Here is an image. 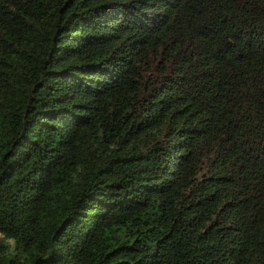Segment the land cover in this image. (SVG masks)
Returning <instances> with one entry per match:
<instances>
[{
  "label": "trees",
  "instance_id": "16d2710c",
  "mask_svg": "<svg viewBox=\"0 0 264 264\" xmlns=\"http://www.w3.org/2000/svg\"><path fill=\"white\" fill-rule=\"evenodd\" d=\"M0 264H264V0H0Z\"/></svg>",
  "mask_w": 264,
  "mask_h": 264
}]
</instances>
